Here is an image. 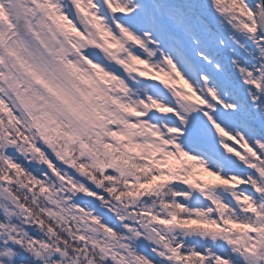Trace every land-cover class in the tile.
I'll return each mask as SVG.
<instances>
[{"label":"snow or ice","instance_id":"6c2138e0","mask_svg":"<svg viewBox=\"0 0 264 264\" xmlns=\"http://www.w3.org/2000/svg\"><path fill=\"white\" fill-rule=\"evenodd\" d=\"M0 264H264V0H0Z\"/></svg>","mask_w":264,"mask_h":264}]
</instances>
